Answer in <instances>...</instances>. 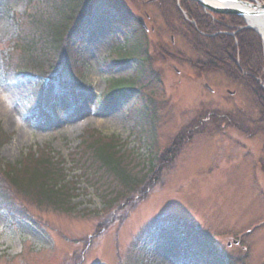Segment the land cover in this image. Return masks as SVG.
<instances>
[{
	"label": "rangeland",
	"instance_id": "1",
	"mask_svg": "<svg viewBox=\"0 0 264 264\" xmlns=\"http://www.w3.org/2000/svg\"><path fill=\"white\" fill-rule=\"evenodd\" d=\"M118 1L120 11L115 0L80 11L69 64L64 49L43 78L12 80L5 54L35 34L31 13L54 10L45 0H0V123L11 137L0 147V264H264V124L253 90L202 71L182 18L196 2ZM117 79L135 88L108 100ZM96 131L134 175L130 187L104 169L97 177L89 149L77 147ZM45 156L63 166L57 182L70 211L46 202L38 184L5 176Z\"/></svg>",
	"mask_w": 264,
	"mask_h": 264
},
{
	"label": "trees",
	"instance_id": "2",
	"mask_svg": "<svg viewBox=\"0 0 264 264\" xmlns=\"http://www.w3.org/2000/svg\"><path fill=\"white\" fill-rule=\"evenodd\" d=\"M95 2L96 0H45L46 6L53 8V13L40 12L41 16L36 17L33 14L30 16L33 17L29 22L31 26H34L35 34L29 33L24 40H19L15 49V54L19 55V57L21 55L25 63L19 70H15L12 63H10L11 71L9 68L8 71L13 72L17 76L32 72H38V74L43 75L46 72V68L53 65L51 59L60 55L61 52L63 53L64 49L66 51L69 49V47H65V43L68 33L73 27L72 22L80 14V11L83 10V14L87 8L92 9ZM119 4L118 0L113 3L117 9L116 5L120 6ZM186 10L188 12L190 10V18L194 19L199 30L205 33L203 35L199 33L194 25L190 23L196 50L204 59L201 63L202 71L208 72L220 69L230 77L245 82L244 84L253 90L252 93L260 111V121L264 124V87L262 86V82L264 84V44L261 37L252 29L243 27L245 23L242 17L220 16L218 21H214L199 7L198 9L194 8L195 13L191 9L186 8ZM121 14L126 20L130 18V12L125 8L121 10ZM220 31H224V33L210 36V34ZM225 32H235V36ZM134 49L136 50V47L133 45L132 53L135 51ZM67 55H69L68 51L64 64L70 63ZM238 60L239 64L237 63ZM243 72L246 74H243ZM260 129L264 131V127ZM9 138V135L3 131L0 125V147L8 142ZM83 143L89 149V151H83L87 154L84 158L86 159L88 155H92V166H97L99 169L97 177L101 175L103 180H105L104 169L127 188L130 187L131 183L135 182L132 172L126 166L121 165L119 156L112 151L114 145L102 140L97 134H92L89 140L84 138ZM74 162H79L78 157ZM81 163L84 164L85 161L82 160ZM60 164V162L55 164L51 158L43 157L32 167V171L28 165L25 168V175H29V178L32 179L30 184H38L46 202L61 210L70 211L71 208L66 203L70 201L67 197L68 193L64 192L62 188L60 189L61 181L57 182L63 177V166ZM92 169L94 168L89 170V174ZM6 175L18 185L16 180L18 174L15 171L9 170ZM86 176L90 175L86 174ZM90 178L95 181L93 177L90 176ZM101 189L103 190L104 188ZM214 261L215 264H219L215 259Z\"/></svg>",
	"mask_w": 264,
	"mask_h": 264
},
{
	"label": "water",
	"instance_id": "3",
	"mask_svg": "<svg viewBox=\"0 0 264 264\" xmlns=\"http://www.w3.org/2000/svg\"><path fill=\"white\" fill-rule=\"evenodd\" d=\"M222 1H230V2H238L239 4L243 5L244 9H238L234 7H225L222 9H214L210 6H208L210 9H213L214 11L220 12V13H225V14H236V15H242L246 18L248 17H264V3L263 4H258V3H253L250 1H244V0H222ZM247 8V9H246ZM142 20V19H141ZM249 27L253 28L255 31L260 33L258 29L255 27L251 26L248 24ZM261 34V33H260ZM263 37V35L261 34ZM264 38V37H263Z\"/></svg>",
	"mask_w": 264,
	"mask_h": 264
},
{
	"label": "bare ground",
	"instance_id": "4",
	"mask_svg": "<svg viewBox=\"0 0 264 264\" xmlns=\"http://www.w3.org/2000/svg\"><path fill=\"white\" fill-rule=\"evenodd\" d=\"M227 4H231V3H227ZM248 22L254 26L256 29H258V31L264 36V17H251L248 18ZM83 106H87V102L83 103Z\"/></svg>",
	"mask_w": 264,
	"mask_h": 264
}]
</instances>
